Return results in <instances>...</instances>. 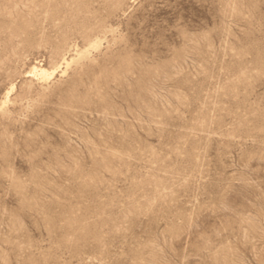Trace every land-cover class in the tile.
<instances>
[{"label": "rangeland", "instance_id": "obj_1", "mask_svg": "<svg viewBox=\"0 0 264 264\" xmlns=\"http://www.w3.org/2000/svg\"><path fill=\"white\" fill-rule=\"evenodd\" d=\"M0 264H264V0H0Z\"/></svg>", "mask_w": 264, "mask_h": 264}, {"label": "bare ground", "instance_id": "obj_2", "mask_svg": "<svg viewBox=\"0 0 264 264\" xmlns=\"http://www.w3.org/2000/svg\"><path fill=\"white\" fill-rule=\"evenodd\" d=\"M41 70H42V69H41ZM41 70H40V71H41ZM43 70H44V69H43ZM41 73H42V71H41Z\"/></svg>", "mask_w": 264, "mask_h": 264}]
</instances>
